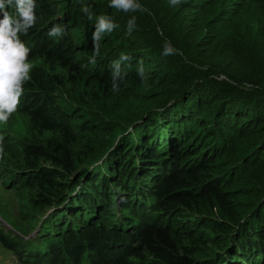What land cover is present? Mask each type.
<instances>
[{
    "label": "trees",
    "instance_id": "16d2710c",
    "mask_svg": "<svg viewBox=\"0 0 264 264\" xmlns=\"http://www.w3.org/2000/svg\"><path fill=\"white\" fill-rule=\"evenodd\" d=\"M56 1L50 0L49 4L47 0H35V26L27 35L20 34L21 40L29 38L34 43L30 58L41 59L40 65L33 66L31 79L24 84V88L36 89L38 95L21 100L20 112L26 132L42 141L41 144L22 143L19 149L23 165L34 172L32 187L36 199L48 204L52 196L61 195V188L67 187V174L105 147V142L99 144L97 140L103 142L106 137L120 132L117 134L119 143L135 137L138 142L154 146L157 151L151 153V158L173 171L162 181L150 182L149 192L155 197L158 209L178 221L174 226L172 218L168 223L156 218L153 224L143 222L129 232L116 230L115 225H110L113 230H109L95 223L84 225L77 232L69 229L76 228L71 224L65 225L66 230L63 227L58 237L60 243L56 239L50 243L52 256L58 258L61 250L56 244H59L71 259L68 262L78 264L80 243L91 250L88 264H126L128 258L145 259L147 264H244L250 245L257 244L255 249L264 253V241L259 244L246 240L249 224L240 225L241 229L246 227L244 240L239 236L238 227L229 229L228 235L225 231L237 212L250 210V198L259 201L264 194V182L246 183L241 191L244 194L235 188L242 176H250L253 171V167L244 171L247 165H253L264 156V139L258 140L264 136V0H229L227 3L224 0H181L177 6H172L170 0H138L148 11L135 12L112 7L123 19L119 22L123 29L128 30V21L135 17L131 35L138 41L135 44L126 38L118 39L120 49L117 45L96 41L100 48L95 64L89 62L94 54L90 31L86 33L85 42L78 46L71 29L56 39L48 35L54 25L66 22L56 17ZM76 8L77 5L70 14ZM187 10L196 15L194 20L186 16ZM141 27L149 30L144 32ZM166 41L178 50L177 54L163 55ZM119 52L130 56L128 61L121 62L124 73L109 68V75H101L102 70L98 71L96 66L114 60L115 55H121ZM154 55L170 72V79L176 80V88L167 87L168 94L140 101L124 114L119 107L125 105L119 100L112 107L99 102V98L123 97L129 87L124 84L138 83L141 62L154 65ZM83 75L91 76L96 86L89 92V107L82 105L65 110L56 105L54 98H49L51 84H60L61 80L74 84ZM113 85L118 90H113ZM212 85L216 86V91L209 88ZM138 90L128 93L136 98L143 91ZM75 118L80 120V125L73 122ZM203 129L206 136L203 146H199L203 140L198 142L194 132L198 135ZM231 132L234 139L229 141ZM166 137H171L169 148ZM224 144L230 151L222 147ZM13 150L9 148L6 152L13 157ZM90 150V157L85 158ZM242 152L244 160L238 162ZM90 173L89 179L86 177L84 181H87L86 186L66 202L65 213L76 223L90 212L92 205L119 194L118 190L101 194L112 190L113 181L121 176L117 165L101 163L100 171L97 168ZM130 189L128 182L123 190L129 192ZM241 195L245 197L238 200ZM122 207L121 210L126 209L125 205ZM259 212L260 208H254L255 214ZM189 213L195 218L180 221L181 216ZM113 216L116 218L117 214ZM256 216L252 215L251 219ZM62 224L57 227L58 231ZM131 242H134L132 246ZM115 245L120 247H111ZM236 252L244 262L236 258ZM252 255L254 264H264V259L256 261L262 258L258 251ZM224 260L227 261L222 262Z\"/></svg>",
    "mask_w": 264,
    "mask_h": 264
},
{
    "label": "rangeland",
    "instance_id": "374dc122",
    "mask_svg": "<svg viewBox=\"0 0 264 264\" xmlns=\"http://www.w3.org/2000/svg\"><path fill=\"white\" fill-rule=\"evenodd\" d=\"M49 4H51L50 0H47ZM56 1V0H53ZM229 0H224L225 3H227ZM231 1V0H230ZM238 1V0H236ZM68 4L74 3V5H77V16H81V19L83 21L82 24L73 26L72 24L68 25L64 29V34L67 33V31L70 30L72 37H78L82 36L83 32L87 29L89 25L90 27V33H91V39L93 38V32L95 31V25L97 22V18L100 16H105L109 18L117 27L110 33L101 34V36L106 35L104 38L99 39L105 43L108 42V45H117V47L120 49L121 42L118 41V39L126 38L128 41H132L133 43H137V39L134 38L131 33L128 32L127 29H123L120 26V21L123 19L119 18L116 11L110 7V0H82L81 3L75 2L74 0H66ZM233 2V0H232ZM56 5H54L56 11L58 10L56 17L59 14V9L65 8V1H56ZM79 6V7H78ZM83 8H88L89 13H85L82 11ZM53 9V11L55 10ZM89 14L91 15V19H89ZM186 16H188L190 19L193 17H196L194 15L193 11L187 10L185 11ZM0 20L3 18V13L0 12ZM116 15V17H115ZM205 16V15H204ZM13 17V16H12ZM53 18V16H52ZM19 19V18H18ZM77 19H80V17H77ZM193 18L192 20H194ZM142 31H148V27H141ZM22 39L21 41L27 46L28 40ZM98 42V41H97ZM28 47V46H27ZM30 53V52H29ZM122 54V52H119ZM83 55H87L84 53ZM82 56V55H79ZM120 56V55H119ZM116 57L115 60H119L120 57ZM84 58V57H82ZM86 58V57H85ZM156 60L155 64L153 65L151 62H147L143 64V73L141 74L140 69H138L137 73L141 74L137 77L138 80H140L138 83H125L124 86H129L127 88V92H124L123 97H116L115 98H108L106 100H103L102 98H99V102L106 104V106H113V103L117 102H123L125 106L120 105L119 108H121L122 113L129 112L131 109H134L138 106V103L140 101H145L147 99L152 100L157 95L165 93L168 94V89L172 90V87L176 88V80L170 79L171 76L168 74L169 71H166L165 68H163L162 64L158 61L157 57L154 55L152 57ZM29 61L32 63L33 66H37L41 64L40 58H30L28 56ZM112 73V72H111ZM109 75V73L105 74ZM111 76V75H110ZM217 83V82H216ZM143 85V88L141 85ZM51 92L49 93V98H54L56 105H61L62 108L66 110L67 107L74 110V107L76 109L80 108L82 105L88 106L89 101V95L90 91L95 89V82L92 80L91 76H81L74 84H69L65 82L64 80H61L60 84H51ZM168 87L167 90H165ZM211 90L216 91V86L212 85L209 87ZM136 89H143L142 92H140V96L133 98L130 93L133 92ZM138 90V91H139ZM160 90L162 92H160ZM37 96V90L33 88H24V93L22 97L20 98V103L18 110L12 115V117L9 119L8 123L6 125H0V138H2V147L4 149V155L2 158H0V264H72V262H68V260H71L70 258H67V255L65 253V250L62 249L63 246L56 244L55 246L59 248L61 251H59V256L57 259L52 256L53 253L51 248H44L38 252L31 251L33 247H41L44 246L45 242L55 240L57 243L59 242L60 234L63 232V225L60 226L59 230H57V227L59 224L56 222V218L59 217V220H64L68 218L67 214H63L62 216L53 217L51 215V209L55 208L57 204L50 202L48 204L41 203L36 199V192L35 189L32 187L34 185V172L32 170H29L27 167H25L22 163V159L19 156L20 152L19 149L21 148L22 143H39L41 144L42 141H40L37 138H35L32 135H29L25 130V122L23 120V116L20 114L23 104L21 100H27L32 95ZM120 93L118 94V96ZM75 100H74V99ZM64 99L65 102L63 103L61 100ZM148 101V100H147ZM153 104V103H152ZM210 107L212 104L209 105ZM228 108V107H227ZM233 111L234 109L231 108ZM97 111V110H96ZM98 113V112H97ZM78 118H75L73 120L76 125H80V120H77ZM245 121L241 122L240 124L244 123ZM223 127L220 129L222 130ZM217 130V129H215ZM206 132L204 129L196 135V132H194V137L199 140L202 138V142L199 144V146H203L204 140H205V134ZM232 132L228 136L229 141L234 139L232 138ZM33 138V139H30ZM264 139V136H260L258 140L262 141ZM94 142V141H93ZM99 144H101L100 140H97ZM230 144V143H227ZM226 150H229L228 145L224 144L222 146ZM12 148L15 151L14 156L11 157L9 155L8 149ZM238 148V147H235ZM230 148V149H235ZM230 151V150H229ZM202 150L199 152L201 153ZM91 150L87 153L85 158H89L91 155ZM193 154V153H192ZM190 154V155H192ZM241 154H244L242 152ZM43 165H46L44 163ZM253 167V171L249 174H245L241 177V181H239L235 186L236 189H238L239 193H242V189H244L245 184L249 182V184L252 182L254 185L259 182H264V156H260L258 158V161L255 162L253 165H247L246 169L244 171H247L249 168ZM149 169H152L149 165ZM89 171V170H88ZM92 171V169H90ZM154 171V170H153ZM33 174V175H32ZM214 175V174H213ZM83 178V181H85V176L81 177ZM80 178V179H81ZM134 182L136 178H131ZM84 188V182L80 187H78L75 191L79 192L80 189ZM142 188V185L141 187ZM246 188V187H245ZM116 189H114V192ZM109 192L106 191L104 194H108ZM118 195L113 197L114 204L113 207L111 206V202L106 207H101L104 212H106L104 215H111V222L110 225L118 226V220L119 218H123L128 221V217L116 211V205L119 204L122 201H126V194L123 190L119 189ZM244 194V193H242ZM250 194V192L247 193V196ZM246 195V194H245ZM245 195H241L238 200L241 198H244ZM115 198V199H114ZM253 199L250 198V201ZM133 203V202H132ZM260 212L258 214H261V206L262 204H259ZM96 211V210H95ZM161 211V209H160ZM134 213V211L132 210ZM156 212V209H155ZM92 213L94 214V210H92ZM153 211H151L152 215ZM117 214L116 218H112L113 215ZM190 215H186L184 217L181 216L180 221L186 220L191 221L194 219L193 213H189ZM98 215V213H97ZM120 217H119V216ZM148 218H150V216ZM203 217L210 218L211 216H205L204 214H201ZM94 217H96L94 215ZM105 217V216H104ZM114 217V216H113ZM136 217V216H135ZM167 218L171 219L172 216L168 215ZM93 219V218H92ZM137 220H139L138 217H136ZM163 218H158L157 221H161ZM166 219V222L168 221ZM88 220V219H87ZM85 220V221H87ZM248 220L250 222L252 219H250V216L248 217ZM73 221V220H72ZM89 221V220H88ZM94 218L92 222L94 223H100ZM163 221V220H162ZM178 220H174L172 218L171 225H176V222ZM123 221L122 223H125V227L131 225L129 223H126ZM150 222V220H148ZM249 223V222H246ZM253 224H255L254 221H252ZM57 224V225H56ZM78 224V223H76ZM75 225V229L73 231H80L82 227H77ZM121 224V223H120ZM66 225V224H65ZM55 226V227H54ZM108 226L104 222V227ZM239 229L242 228V226H236ZM72 230L71 228H69ZM56 234L53 235V232ZM58 231V232H57ZM205 233H207L204 230ZM53 235V236H52ZM184 235V233H183ZM52 236V237H51ZM50 237V240H46V238ZM241 240H244L243 237H241ZM60 243V242H59ZM83 243V242H82ZM81 244V243H80ZM80 248L81 253L78 257V264H88L89 259L91 257V250L90 248L84 246V243L81 244ZM134 242H131L129 245H133ZM25 245V246H24ZM47 245V243L45 244ZM49 245V244H48ZM117 246V247H116ZM258 246L257 244H254L252 247L250 245V250H247V259L245 260L244 264H254L252 254L256 251H258L261 256L263 252L260 250H256L255 247ZM17 247V248H16ZM114 249L119 248L118 245L111 246ZM51 253V257L49 256ZM229 257V259H235L232 256L227 255H220L219 257ZM240 256H236L238 258ZM228 259V258H226ZM126 264H147L145 259H134V258H128L125 260ZM233 264V263H232Z\"/></svg>",
    "mask_w": 264,
    "mask_h": 264
},
{
    "label": "clouds",
    "instance_id": "9594fccd",
    "mask_svg": "<svg viewBox=\"0 0 264 264\" xmlns=\"http://www.w3.org/2000/svg\"><path fill=\"white\" fill-rule=\"evenodd\" d=\"M75 2L81 3L82 0H74ZM65 8L59 9L58 19H66L65 23H60V25H54L48 32L50 37H60L64 34V29L68 25L73 23H77L80 25L83 23L81 16H77L78 12L76 11L78 8L74 9L75 11L70 14L72 8L75 7L74 3L68 4L65 1ZM181 3V0H170V4L172 6H177ZM110 7L116 8L117 10L123 12H135V11H148L146 8H143L142 5L138 3V0H111ZM36 3L35 0H0V12L3 13V19L0 20V125H6L12 115L18 110L20 98L24 93V84L25 82L31 79L30 72L32 71L33 65L29 61L28 56L29 52L32 51L34 47V43L32 41H28V47L21 41L20 34L27 35L29 29L35 26L36 23V14H35ZM68 8V9H67ZM82 11L85 13H89L88 8H83ZM13 17H12V16ZM76 17V19H75ZM80 17V19H77ZM19 18V19H18ZM89 19H91V15L89 14ZM92 25V23H91ZM89 25L85 32H83L82 36L74 37L77 41L76 45L83 44L86 39V33L90 31ZM117 25H115L109 18L105 16H100L97 18V22L95 25V31L93 32V43H94V54L90 59L91 64L96 63L95 57L99 55L100 45L96 43L101 38V34L112 32ZM135 27V17L128 21V32L131 33L133 28ZM91 40V33H90ZM176 49L172 47L170 42H165L163 55H175L177 54ZM130 56L126 54H121L119 60H109L107 62L102 63L100 66H96V69L101 71V75H105L108 72V69L116 68L117 71H122L121 62L128 61ZM141 65L143 63L141 62ZM93 69V67L91 68ZM144 69L141 66L140 72L143 73ZM124 73V72H123ZM123 76V74H122ZM113 90H118V88L113 85ZM60 108L61 105H57ZM67 110V109H66ZM129 128V125L126 126V129ZM120 133V132H119ZM117 133V134H119ZM114 134L111 137H106L101 144L106 143L105 147L99 151L94 157H92L88 162H83L79 166L76 165L74 170L67 174L66 183L67 187L61 188V195L58 197H51L52 202L57 204V207L52 209L51 215L53 217H57L66 212L68 208V200L72 199L79 192L75 191L78 187L82 185L83 176L88 177L91 176L90 169L92 171L98 168L100 171V164L103 163L104 166L106 163L111 162L113 166L117 165L118 171H120V175L118 179H115L113 186L116 190L125 188V181L131 178H136L142 185V189L137 193V203H131L127 201H122L116 205V211L122 215L127 216L128 222L131 225L127 226L126 230H121L124 232L131 231V228L137 227V225L145 222L148 225L153 224V220L155 218H163L161 221L164 223H168L169 219L167 218L169 213H166L165 210L158 209L157 202L155 197L151 195L149 192L150 186L149 183H155L157 180H164L169 175L173 173L167 167H164L157 159L151 158V153H155L157 150L154 146H150L145 142H138V140L134 137L132 140H124L119 143L120 136ZM111 144H109V140L113 138ZM123 138V137H121ZM171 137H166L165 142L168 144V148L170 147ZM4 155V149L2 147V138H0V158ZM238 162L244 160V154L237 158ZM237 163L235 161L234 165ZM149 165L153 167H158L161 171V174H156L149 169ZM232 167H235V166ZM109 165L106 167L108 170ZM89 170V171H88ZM113 173V172H112ZM69 174L71 176H69ZM218 175V174H216ZM215 174L213 176H216ZM81 178V179H80ZM152 180V181H151ZM70 181V182H68ZM86 182H84V186H86ZM259 201L252 200V206L250 210H245L244 212H237L236 217L233 219L232 223H229L226 227L227 235L228 230L239 226L243 223H247L248 229L246 233V240L248 242L254 243L258 242L262 243L264 240V211L261 210V214H255L254 208L259 209V204H262L264 208V194ZM50 200V202H51ZM104 202L99 203L97 205H92V209H99ZM125 205L126 209L121 210L122 206ZM74 206V205H72ZM75 207V206H74ZM156 209V212H155ZM134 211V213L132 212ZM151 211H153L151 215ZM146 214L147 219L142 220L141 215ZM150 218H148V216ZM252 215H257L252 221L255 224L248 220V217ZM139 220L136 219V217ZM76 218H78V213H76ZM93 218V219H91ZM94 214L90 210L89 213L82 215L80 222L76 224L73 218L72 222H74L77 227L81 224V227L84 225H88L91 220H94ZM174 218V217H172ZM83 219L89 221H83ZM156 219V221H157ZM166 219L168 221L166 222ZM150 220V222H148ZM155 221V222H156ZM87 223V224H86ZM63 225V224H62ZM95 225L104 224L95 223ZM246 225V226H247ZM65 227V224L63 225ZM107 229L113 230L111 226H106ZM246 228V227H245ZM244 228V229H245ZM75 228H72V230ZM244 229L240 230L239 236L243 237ZM58 232V231H57ZM225 233V232H224ZM227 240H230L229 236ZM229 244V243H227ZM216 251H220L217 249ZM238 259L244 262V258L239 255V252H236Z\"/></svg>",
    "mask_w": 264,
    "mask_h": 264
},
{
    "label": "bare ground",
    "instance_id": "6f19581e",
    "mask_svg": "<svg viewBox=\"0 0 264 264\" xmlns=\"http://www.w3.org/2000/svg\"><path fill=\"white\" fill-rule=\"evenodd\" d=\"M1 16V15H0ZM12 16V15H11ZM3 19V18H2ZM150 167L152 168V169H150V171H152V172H154V173H156V174H161V171H160V169L158 168V167H153V166H151L150 165ZM154 170V171H153ZM129 180V181H128ZM128 180H126L125 181V185L129 182V184L131 185V189H130V191L129 192H125V193H128V194H126V196H125V198H126V201L127 202H133V203H137V193L143 188H140L141 187V183L136 179L134 182L132 181V179H128ZM121 190H123V189H121ZM124 191V190H123ZM106 191H103V192H101V194H104ZM110 194H112V193H114V188L112 189V190H110V191H108ZM108 193V194H109ZM115 199V198H114ZM111 200H112V204H111V206L113 207V204H114V200H113V196H110V197H108L107 199H106V201H105V203H103L102 205H101V207H106L110 202H111ZM57 207V206H56ZM99 208V209H91V211L92 210H94V215L96 216L95 218H96V220L97 221H99V222H102V220H104V222L106 223V224H108V226H110V222H111V215H109V214H107V215H104L106 212H104V210L102 209V208ZM52 209H54V208H52ZM51 209V210H52ZM96 210V211H95ZM97 213H98V215H97ZM63 214H67V213H63ZM63 214H61V215H59V216H62ZM68 215V214H67ZM105 216V217H104ZM119 216V215H118ZM120 217V216H119ZM141 218H142V220H145V219H147V215L146 214H142L141 215ZM92 219V218H91ZM156 219V218H155ZM154 219V220H155ZM56 220V222H57V224H62L63 223V225L64 224H66V226L67 225H69V224H71L72 225V227H75V223L74 222H72V220H71V217H69V215H68V218L67 219H64V220H59V217L58 218H56L55 219ZM89 220V219H88ZM87 220V221H88ZM125 219H123V218H119V220L117 221L118 222V224H120V226L118 227V226H116L117 228H114V229H116V230H126V228L127 227H125L124 225H125V223H122L123 221H124ZM83 221L85 222V219H83ZM126 221V220H125ZM90 222H92V220L90 221ZM98 222V223H99ZM128 222V221H127ZM56 224V225H57ZM55 227V226H54ZM64 230H66V227H64ZM56 234V231L55 232H53V235H55ZM52 235V236H53ZM51 236V237H52ZM46 240L48 241V240H50V237H48V238H46ZM53 240H51V241H48V242H45L44 243V246H41V247H33L32 249H30L31 251H34V252H38V251H40V250H42V249H44V248H50V243L52 242ZM47 243V245H45ZM49 244V245H48ZM25 246V245H24ZM223 257H226V256H223ZM262 258H261V260L259 261V259L258 260H256V261H258V262H262V259H264V253L262 254V256H261ZM224 259H226V258H224ZM227 260H224V261H222V262H226Z\"/></svg>",
    "mask_w": 264,
    "mask_h": 264
}]
</instances>
